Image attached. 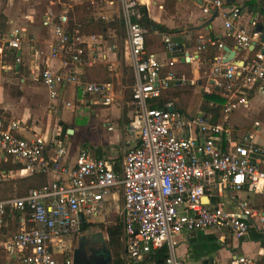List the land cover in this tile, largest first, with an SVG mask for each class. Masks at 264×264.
<instances>
[{
    "label": "built area",
    "instance_id": "obj_1",
    "mask_svg": "<svg viewBox=\"0 0 264 264\" xmlns=\"http://www.w3.org/2000/svg\"><path fill=\"white\" fill-rule=\"evenodd\" d=\"M227 1L193 0L205 16L212 17L216 12L221 15L226 35L238 50L249 53L254 45L255 49L260 47L250 62L244 61V67L224 63L223 55L215 59L205 90L212 93L214 87L225 88V120L247 107L251 91L264 81V32L257 33L251 25L242 23L244 0H233L229 9ZM117 2L123 13L129 64L134 72L133 130L140 144L126 152L121 173L87 148L80 151L76 166L69 168L64 163L67 150L62 145L41 137L22 138L19 123L0 113V153L20 163L29 174L52 171L62 176L23 196L0 200V231L10 213L26 215L30 225L4 241L5 252L19 264H74L73 240L82 233L83 226L97 223L111 196L120 189L124 194L126 264L150 261L162 249L167 250L165 264H188L178 255L179 237L184 233L211 231L243 240L250 232L255 211L244 201H237V210L232 211L226 205L213 204L212 198L225 193L234 199L235 194L246 190L264 199V145L250 134L237 144L230 143V131L224 122L212 123L202 114L188 116L169 103L164 95L173 83L184 86L186 78H180L174 70L163 76L160 61L148 52V32L142 24L144 11L139 0ZM44 24L53 26L57 39L50 60H61L67 53L73 65L81 68L85 43L66 31L67 14L51 11ZM27 37L26 29L16 28L9 37L1 38L0 61L3 63L7 51L20 53ZM163 42L172 56L179 51V44L170 35H164ZM208 43L212 40L202 41L198 51L205 52ZM223 47L221 44L220 49ZM15 61L17 68L21 56ZM169 66L174 68V59ZM1 70L14 68L4 64ZM40 76L53 101L71 86L79 87L83 97H94L104 105L115 100L112 82L84 83L77 75L55 71L49 63ZM239 80L240 86L233 88ZM3 178L0 172V181ZM230 264L259 263L238 256Z\"/></svg>",
    "mask_w": 264,
    "mask_h": 264
},
{
    "label": "crops",
    "instance_id": "obj_2",
    "mask_svg": "<svg viewBox=\"0 0 264 264\" xmlns=\"http://www.w3.org/2000/svg\"><path fill=\"white\" fill-rule=\"evenodd\" d=\"M141 1L145 6L146 14L153 22L171 31H175L173 33L152 32L145 27L150 40V46L147 47L148 52L155 55L160 61L162 75L166 76L169 71L174 70L180 78H186L184 86L187 87L173 83L171 89L167 91L166 100L168 99L167 101L172 103L176 109L188 116L200 115L203 94L207 93L205 88L208 86L202 85V80L208 79L209 81L213 63L202 61V58H200L202 53L198 51V48L202 41L212 40L213 37L222 39L226 36L224 19L221 15H218L214 21L206 25L205 23L211 17L205 16L193 0H176L175 9L173 10L167 9L166 0ZM251 1L257 3L252 10L248 6V3ZM262 1L244 0L242 3L241 21L245 25H251L257 33L264 32V28H262L261 32H258L259 27H264V5H262ZM227 3V9H229L233 6L234 1L228 0ZM108 4L109 6L117 4L120 7L117 0L108 1ZM12 10L11 0L0 1V21H2L3 25L6 23V28L8 29L6 33L0 34V39L9 37L11 32L16 28H26L27 31L30 23L35 21V16L30 13L24 15L19 21V18L12 14ZM112 20L106 24H110V27L115 30L116 28L114 27L117 26L116 19L112 17ZM21 21L22 23L20 24L19 22ZM122 22L124 24L123 20ZM43 24L44 22H42V26L45 25ZM46 27L52 29L53 36L56 38L53 26ZM109 30L111 28L108 25L105 34ZM164 35H170L179 44V51L174 56L166 51L163 42ZM223 41L224 47L220 54L223 57L225 56V47L237 50L234 41L232 42L227 39ZM229 41L232 46H229ZM92 47L93 45L89 43L87 48L91 50ZM104 47L106 54L102 55L103 59L101 58L100 62L111 78L114 79L115 76L118 81H121L123 69L119 71L117 68L118 64L122 61V64L126 63L130 66L127 39L125 42H122L121 55L116 51V47H111L110 45ZM239 54L240 51L237 52V60ZM39 55V50L35 46L29 45L23 47L22 45V51H20L22 68L21 70L17 69V79L13 81L5 80L0 73L1 115L8 120H15L19 123L20 136L22 138L34 139L41 137L50 143L62 145L67 150L64 163L69 168L76 166L80 151L87 148L97 158L105 160L113 171L120 170L116 173H121L126 152L140 144L139 135L133 130L134 109L130 106L129 111L116 104L115 101L118 96L114 81H109L114 84L116 93L115 100L111 105H104L100 100L90 98L91 96L83 97L80 88L77 86H71L64 90L56 101L51 100L40 76L42 65L46 67V64L49 63L50 67L55 71L71 73L86 81L99 80L100 75L98 68L93 67V65L91 67L79 68L64 58L50 62L48 58L44 60L40 59ZM183 58L185 62H182ZM89 59L91 60V57ZM172 59L175 60L174 68H170L169 66V62ZM1 64L4 65L0 61V67L2 66ZM208 66H211L210 73L205 72L206 75L201 76L200 70H205ZM36 70L39 72V75ZM190 70L193 72V76L191 79H188L187 75H189ZM37 82H41V86ZM15 87H17L16 91L13 90ZM243 109H248L250 114L253 113L252 116H248L253 119V123H247L248 119H244L242 126L231 124L230 116H228L225 120V125L230 131V143H239L245 135L250 134L255 137L259 144L264 145V82L257 83L249 97L248 106ZM248 112L245 113L248 114ZM102 123L106 130L101 129L100 125ZM55 125L58 126L57 130L50 137V132L54 130L53 127ZM63 125H72L74 127L67 130L68 136L66 139L71 136L68 133L69 130H73V135H75V130H78L76 135L79 134L81 136L79 143L73 147L72 151L66 146V139L64 140L58 131V128L62 130ZM123 148L126 149L125 154L118 155V150ZM52 156L53 154H51ZM51 157H48V159ZM0 172L4 175V178L0 181V185L18 180L31 183L28 187L29 190L23 195L27 194L30 190L58 181L62 177L52 171L47 174H29L22 168L20 163L1 153ZM208 195L210 194L208 193ZM234 196L235 200L232 196H228V194L224 193L220 196L217 194L216 197L212 198V201L213 204L226 205L232 211L237 210V201L246 202L256 213L248 236L243 240H238L230 234H226L223 237L221 234L211 231L184 233L179 237V258L187 261L188 264H230L238 256L251 257L258 263L264 262V250H261L260 245L257 244L264 236V222H261V217L264 218V199L262 195L250 194L246 190ZM13 197H20V195ZM8 198L12 197L0 196V200ZM27 227H30V225L26 215L21 213L8 214L0 232V264H19L17 259H11L5 252L4 241L8 236ZM214 238L217 239L216 243L212 242ZM211 259L213 260L212 262ZM140 264H150V261L145 259Z\"/></svg>",
    "mask_w": 264,
    "mask_h": 264
},
{
    "label": "rangeland",
    "instance_id": "obj_3",
    "mask_svg": "<svg viewBox=\"0 0 264 264\" xmlns=\"http://www.w3.org/2000/svg\"><path fill=\"white\" fill-rule=\"evenodd\" d=\"M0 1L5 2L6 0H0ZM108 1H112V0H30V1L11 0V4L13 7L12 14L15 17L19 18V21L24 17V15L26 14L28 15L29 13L35 16V19H34L35 21L30 23V27L27 30L28 37H27V41L24 42L23 47L29 46V45L35 46L39 50V53H40L39 57H41L40 59H43V60L46 58L50 60L52 47H53L54 42L57 41V39L53 36L52 29L47 28L44 24L43 25L45 27L42 26V22L45 21L47 14L51 11L55 12L57 15H60L65 12L68 16V24L66 27V31L69 33L70 31L69 29L73 27L74 31L73 32L70 31L71 33L69 34L73 38L81 37L82 41H84L85 43L82 46L84 50L83 58L85 60L82 68L91 67L93 65V67L95 66L96 68H98V72L100 75L99 80H95V81H86L85 79H80V80L84 83L114 81L116 85L117 96H118V98L115 101L116 104L117 105L119 104V107H122L130 111L131 94H132V89H133V84H134V72L132 68L128 66L126 63L122 64L121 63L122 61H120L121 60L120 58L119 60L120 64H118L117 68L119 69V71L120 69H123V77L122 79L120 78L121 81H118V79L115 78V76H114V79H115L114 80L106 73V69H104V67L102 66V63L100 62V59L101 58L103 59L102 55L106 54V49L104 46L110 45L111 47H116L117 49L116 51L118 52V54L121 55L122 42H125V40L127 39L126 27L122 22L123 20L122 10L120 7H118L117 4L115 6H109ZM112 17L116 19V24L118 27L115 25L116 27L114 28H116L117 30L112 29V27H110V24H108L111 30H109L107 34L105 33L102 34L99 32H95L94 34L87 33L86 26L88 25L89 20L92 19L93 21L97 23H100V22L109 23L110 21H113ZM19 23L21 24L22 21ZM7 30L8 29L6 28V23H5V25L2 26L0 29V34L4 32L6 33ZM89 37L90 38L94 37L95 39L92 40ZM89 43L93 45L91 50L87 48L89 46ZM90 57H91V60L89 59ZM63 58L71 61V57L67 53H64L62 55V59ZM51 61L53 60L51 59L50 62ZM3 64H5V61H3ZM8 65L12 66L14 70L12 71L0 70V73L3 75L5 80H12V81L16 80L18 76V71L14 65V62ZM103 65L105 64L103 63ZM210 67L211 66H208L205 70H200L201 72L200 75L201 76L206 75L205 72L210 73V69H211ZM44 68L45 66L42 65L41 70H43ZM37 73L39 75L38 71ZM192 74L193 72H191L190 70L189 75L187 76L192 77L193 76ZM263 82L264 81H261V83ZM37 83L39 84V86H41L40 84L41 82H37ZM17 87H15L13 90L16 91ZM184 87H187V86H184ZM14 91L13 93L16 94V92ZM166 96H167V93L164 95L165 99H166ZM90 98H94V97H90ZM243 108H239L240 110L238 109V111L236 110L230 115H228L230 116L231 124H239L242 126L244 119H248L246 121L247 123H253V119L248 117V116H252L253 113L250 114L248 112L249 111L248 109L244 110ZM245 112H248V114H246ZM221 120L222 122L225 123L224 116L221 117ZM57 127L58 126L56 125L53 127L54 130L50 132V137L54 135V133L57 130ZM100 127L102 130H106V128H104L103 123L102 125H100ZM72 128H74L72 125H68V126L63 125L62 130H59L60 128H58V131L59 133H61V137L64 140L68 136L67 130L72 129ZM76 133H78V130H75V135H73L72 133L70 134L71 136H69L68 139H66L65 144L71 151L73 147L76 146L81 139V136L79 134L76 135ZM234 144H237V142H235ZM125 152H126V149L124 148L121 150L119 149L118 155H123L125 154ZM29 185H31V183H28L24 180L12 181V182L5 183L4 185L2 184L0 185V196H7V197H13L17 195L21 196L29 190L28 189ZM5 191L8 193H6ZM123 208H124V194H123V191L120 189L115 195L111 196L106 212L96 223V224L102 223L103 225L92 227L88 231V233H95V234L102 233L107 238L108 237V234L106 231L107 228L111 225L116 224L118 220L122 218ZM216 240L217 239L214 238L212 242L216 243ZM74 242L75 241L73 240L72 245ZM209 242L211 241L209 240ZM257 244L260 245L261 250H264V236L262 237V239L259 240Z\"/></svg>",
    "mask_w": 264,
    "mask_h": 264
},
{
    "label": "trees",
    "instance_id": "obj_4",
    "mask_svg": "<svg viewBox=\"0 0 264 264\" xmlns=\"http://www.w3.org/2000/svg\"><path fill=\"white\" fill-rule=\"evenodd\" d=\"M139 3H140L142 10L144 11V18L142 20V24L144 25V27H146L148 30L152 32L153 31H159L160 33L175 32V31H171L167 29L166 27L158 25L155 22H153L146 14L145 6L141 0H139ZM261 3L262 5H264V0ZM175 4H176V0H166V7L168 10L175 9ZM256 5L257 3L253 1L248 3L250 10H252L253 7ZM263 13H264V8H263ZM2 26L4 25L2 24V21H0V29ZM86 27H87L86 28L87 33L94 34L95 32H99V33L104 34L108 28V24H106L105 22L97 23L91 19L88 21V25ZM69 30L73 32L74 28L71 27ZM70 31L69 33H71ZM225 39L233 42V39L227 35L222 39L213 37L212 43H208L206 46V51L200 55V58H202V61H205V62L208 61L214 64L215 59L219 57L221 54L220 45L223 44L224 42L223 40ZM230 41L228 42V44L230 43ZM146 44H147V47L150 46V40H149L148 34L146 36ZM229 46H232V44L230 43ZM259 49L260 47L257 46L254 51H251L249 53L246 51H240L238 60L245 61L246 63L250 62L251 59L256 56ZM19 55H20L19 52L7 51L6 56L3 61H5V64L7 65L11 64L12 62H14L15 64L16 62L15 60L17 59ZM21 65L22 64H19V65L16 64L18 70H21L22 68ZM188 79H191V76H189ZM202 82H203L202 85L204 86L209 84L208 79H203ZM239 86H240V80L237 82V84L233 88H236ZM224 93H225V88L218 89L217 87H214V91L212 93L203 94V99H202V103L200 107L201 114L204 117L208 118L212 123H217L219 121H222L221 120V117L223 116L222 109H223V105L226 102ZM130 106L131 108L134 109L133 94H131ZM226 145H227V142L225 141L223 137V146L225 147ZM119 171L120 170H115V172H119ZM102 225H103L102 223L101 224H90L87 226L85 225L83 226V230H86L89 226L94 227V226H102ZM106 231L109 237V246H110L111 256L113 258V263L114 264H126V260H125L126 247H125V241H124L125 240V226H124L123 219L121 218L118 220L116 224L109 226ZM166 256H167L166 249L159 250L158 252H156L155 255L152 256L150 263L151 264H165ZM259 264H264V262L259 263Z\"/></svg>",
    "mask_w": 264,
    "mask_h": 264
},
{
    "label": "water",
    "instance_id": "obj_5",
    "mask_svg": "<svg viewBox=\"0 0 264 264\" xmlns=\"http://www.w3.org/2000/svg\"><path fill=\"white\" fill-rule=\"evenodd\" d=\"M218 16V13H214L213 16L207 21L205 24L214 21ZM264 27H259L258 32H261ZM262 41H264V35L262 37ZM255 49V45L251 48V51ZM240 50H232L229 47H225L224 52L225 56L223 58L224 63H232L238 67H244L245 62L237 60V52ZM189 61V60H188ZM182 62H185V59H182ZM173 109H170L172 111ZM69 134L73 133V130L68 131ZM97 243H101L102 248L100 249L99 253L90 259L85 251L84 248L78 249L74 251V264H114L113 258L111 256L110 246H109V237H105L102 233H96L94 237ZM213 260L211 259V262Z\"/></svg>",
    "mask_w": 264,
    "mask_h": 264
},
{
    "label": "flooded vegetation",
    "instance_id": "obj_6",
    "mask_svg": "<svg viewBox=\"0 0 264 264\" xmlns=\"http://www.w3.org/2000/svg\"><path fill=\"white\" fill-rule=\"evenodd\" d=\"M87 225L90 224H86V226ZM91 228L92 227L89 226L86 230H82V233L74 239L75 242L73 243V249L76 251L78 249L84 248L88 257L93 259V257L99 253L102 245L101 243H97L95 241V233H88Z\"/></svg>",
    "mask_w": 264,
    "mask_h": 264
}]
</instances>
